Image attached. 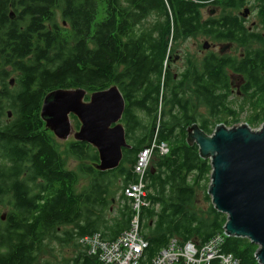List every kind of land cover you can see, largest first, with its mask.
Segmentation results:
<instances>
[{
    "label": "trees",
    "instance_id": "16d2710c",
    "mask_svg": "<svg viewBox=\"0 0 264 264\" xmlns=\"http://www.w3.org/2000/svg\"><path fill=\"white\" fill-rule=\"evenodd\" d=\"M102 1L98 19L100 0H0V203L9 200L12 207L6 222L0 213V264H37L50 238L78 243L99 232L112 241L129 229L136 211L131 199L116 196L115 187L137 180L138 154L156 133L171 146L168 155L154 153L145 176L149 206L140 216L149 257L172 238L202 243L224 232L225 214L213 205L204 215L197 209L200 189L211 199L212 167L197 145L188 144L186 128L197 120L196 104L210 111L201 129L211 134L220 123L232 92L226 66L240 78L238 93L255 100L264 95V30L250 29L243 15L231 12L204 19L201 7L212 0ZM246 1L257 2L264 28V0L222 4L238 9ZM195 34L235 42L243 52L237 59L211 55L200 67L191 63L176 81L166 67L170 42ZM112 85L126 101L122 122L131 148L118 168L102 172L88 143L75 140L59 150L41 110L52 90L93 93ZM263 122L264 106L249 125ZM67 157L82 162L77 170L67 167ZM80 176L90 179L82 191ZM61 225L71 228L60 233ZM257 249L248 239L228 236L222 247L239 264H258ZM70 264L99 262L83 249Z\"/></svg>",
    "mask_w": 264,
    "mask_h": 264
},
{
    "label": "water",
    "instance_id": "95a60500",
    "mask_svg": "<svg viewBox=\"0 0 264 264\" xmlns=\"http://www.w3.org/2000/svg\"><path fill=\"white\" fill-rule=\"evenodd\" d=\"M249 12L246 8L242 15L247 17ZM209 47L206 41L203 48ZM87 92L84 88L52 90L44 98L41 118L57 139L66 140L73 129L70 117L75 116L81 124L74 139L96 149L99 171L114 170L124 150L131 148L122 122L125 98L117 85L91 93L89 100ZM188 132V144L197 145L200 157L210 160L207 192L214 208L227 217L225 234L257 245L255 257L264 264V122L258 129L248 123L231 127L219 123L211 134L194 123Z\"/></svg>",
    "mask_w": 264,
    "mask_h": 264
},
{
    "label": "rangeland",
    "instance_id": "374dc122",
    "mask_svg": "<svg viewBox=\"0 0 264 264\" xmlns=\"http://www.w3.org/2000/svg\"><path fill=\"white\" fill-rule=\"evenodd\" d=\"M214 1H217V4L214 3ZM223 0H212L211 2H206L203 4L201 7L202 11V16L204 19H209L211 17L213 18H218L221 16L224 12H231L234 15H240L242 16V13L246 8L250 10L248 16L245 18L246 22L245 25L248 26L250 29H259V30H264L262 26H260L259 20H258V15H257V2L255 1H246L244 5L235 8H230L227 7L225 8L223 6ZM220 2V4L218 3ZM104 6L105 3L104 1L100 0L99 2V11H98V19H101L104 15ZM215 11L214 15H211V11ZM61 20V19H60ZM208 41L211 44H214L215 47L212 48L209 51H215L218 53L219 48L221 45L228 44V42L225 41H215L211 37L203 35V34H195L189 37L185 38H180L178 40H171L170 46H169V54H168V63L166 65L167 69L172 73V74H179L181 69L187 65V64H196L200 65L199 61L204 57V55L208 54L209 52L207 50L203 49V44ZM243 49L239 47L238 45H231V48L229 51H227L228 54H235L236 56H240ZM179 54L181 55V60H176L174 59L172 54ZM171 56V57H170ZM185 57V58H183ZM238 82V79H237ZM91 92H87L86 100L90 99ZM196 106V105H195ZM194 106V107H195ZM198 106V104H197ZM228 107V110H224L221 114L220 117H218V120L220 123L224 124H230L228 126H232L233 124L239 125L242 123H248L251 120L252 115H254L257 110L262 108L264 106V95L259 97L258 99H250L246 95H242V93H238L237 91H232L231 95L228 98V102L226 104ZM197 112L202 111L206 112L205 108H202L200 105L196 109ZM234 114H232V113ZM71 123H72V133L69 136L68 139L66 140H59L55 137L54 139L55 142L59 148L60 151H63L65 147L70 143L75 141L73 133L79 130L80 122L79 120L71 115ZM200 118V117H199ZM198 118V119H199ZM219 124V123H218ZM217 124V125H218ZM261 124H254L252 125V128L258 129ZM215 129V128H214ZM213 129V131H214ZM169 145V143H168ZM171 145H169L170 148ZM67 167L70 170H77L78 165L82 162L80 161H75L73 159H70L67 157ZM152 163V160H151ZM151 165V164H150ZM89 178L88 177H83L80 176L79 182L77 184V190L82 191L85 187L89 185ZM210 184V183H209ZM209 184L207 187H209ZM121 187H122V182H119L116 187H115V192L116 196L120 197L121 195ZM198 198H197V209L200 210L203 213H199L201 215H204L205 213L208 212L210 205H212L211 199L208 200L206 198V191L205 189H200L198 191ZM9 200L6 201V203L2 204L0 203V213L3 215L4 213H8L11 210V205L8 202ZM158 207V205L156 206ZM71 226L68 225H61L58 227V230L61 232H64L67 229H70ZM78 242V240H77ZM83 248L76 243L75 241H72L70 243H64L56 238H50L46 240V243L44 247L42 248V251L39 254V260L37 264H70L73 263V259L77 257V255L82 251Z\"/></svg>",
    "mask_w": 264,
    "mask_h": 264
},
{
    "label": "built area",
    "instance_id": "2783aa9c",
    "mask_svg": "<svg viewBox=\"0 0 264 264\" xmlns=\"http://www.w3.org/2000/svg\"><path fill=\"white\" fill-rule=\"evenodd\" d=\"M169 151L168 143L159 141L156 133L153 140L138 154L134 165L137 180L122 189L123 195L132 200L136 211L129 229L112 241L103 238L99 232L78 239V244L90 255L96 256L99 264H211L213 261H218L219 264H239L234 255L222 250L227 237L225 232L202 243L194 240L182 242L172 238L152 257L147 254L149 241L142 235L143 223L140 216L141 208L149 206V202L145 200V176L154 153L165 156Z\"/></svg>",
    "mask_w": 264,
    "mask_h": 264
},
{
    "label": "flooded vegetation",
    "instance_id": "af4514ba",
    "mask_svg": "<svg viewBox=\"0 0 264 264\" xmlns=\"http://www.w3.org/2000/svg\"><path fill=\"white\" fill-rule=\"evenodd\" d=\"M210 13H211V15H214V14H215V11L213 10V11H211ZM233 15H234V14H233ZM243 17H244V16H243ZM211 18H213V17H211ZM245 18H246V17H245ZM218 42H220V41H218ZM225 42H227V41H225ZM209 43H210V42H209ZM231 45H236V46H237V43L229 41L228 44L221 45L220 48H219V51H218V53H217V52H215V51H209V50H211L212 48L215 47L214 44H211V43H210V47H209L208 49H204V48H203L204 50H207L209 53L206 54V55H204V57L199 61V64L201 63V61L205 60L207 57H210L211 55H212V56L215 55V56H217V57H219V58H222V59H225V58H228V59H237V56H236L235 54H233V53H232V54H228V53H227V51L230 50ZM171 56L174 57L175 61H176V60H181V57H182L181 55L176 54V53H175L174 55L172 54ZM171 56H170V57H171ZM183 58H185V57H183ZM200 66H201V64L198 65V67H200ZM188 68H189V64L185 65V66L181 69V71L179 72V74H177V73L172 74V73H171V74L173 75V79L176 80V81H177L178 79H181V80H182V79L184 78V75L187 74V70H188ZM202 72H204L203 66H202ZM224 74L227 75V77H228V79H229L230 89H231L232 91H237V90H238V91L240 92L239 89H241V87H242V83H241V81H240L239 76L237 75V72H235L234 69H232L231 67L226 66L225 69H224ZM237 79H238V82H237ZM181 80H180V81H181ZM174 82H175V81H174ZM182 89H183V88H182ZM183 90H184V89H183ZM199 105H200L202 108H205V109H206V112H205V113L202 112V111H199V112L196 111V109H197V107H198ZM198 106H197V104H196V106L192 108V110H193L192 114H193V115H194V114L197 115V120H193V121H191V124L186 128V136H187V137H188V135H189L188 128H189L191 125H193L194 123H197V124H199V126H200L201 124H203V121L209 117V113H210V111H209V107L206 106V105H201V104H198ZM232 114H234V113H232ZM199 117H200V118H199ZM198 118H199V119H198ZM226 125H227V124H226ZM234 125H237V123H236V124H233L232 126H234ZM227 126H228V125H227ZM229 127H231V126H229ZM9 215H10L9 212H8V213H4L3 215L1 214V219H2V221L6 222V221L8 220Z\"/></svg>",
    "mask_w": 264,
    "mask_h": 264
},
{
    "label": "bare ground",
    "instance_id": "6f19581e",
    "mask_svg": "<svg viewBox=\"0 0 264 264\" xmlns=\"http://www.w3.org/2000/svg\"><path fill=\"white\" fill-rule=\"evenodd\" d=\"M146 182V181H145ZM146 186H147V182H146Z\"/></svg>",
    "mask_w": 264,
    "mask_h": 264
}]
</instances>
